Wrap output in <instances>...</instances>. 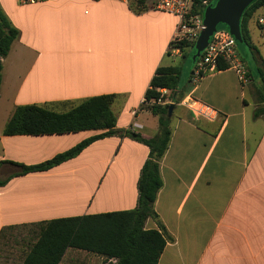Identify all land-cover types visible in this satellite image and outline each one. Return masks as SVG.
Segmentation results:
<instances>
[{
    "label": "crops",
    "instance_id": "obj_1",
    "mask_svg": "<svg viewBox=\"0 0 264 264\" xmlns=\"http://www.w3.org/2000/svg\"><path fill=\"white\" fill-rule=\"evenodd\" d=\"M0 11L19 31L0 59V261L19 254L23 264L52 221L137 207L150 150L123 133L155 137L158 117L140 109L145 93L158 68L181 67L178 87L164 95L174 109L170 145L159 163L158 221L145 226L159 230L160 222L166 230L158 264H264V115L256 116L264 108V47L260 51L256 42L264 7L248 23L256 64L238 47L251 78L244 87L229 69L195 84L186 52L169 49L177 19L155 9L153 0H43L31 6L0 0ZM178 57L184 66L171 65ZM99 96H114L118 133L52 169L19 175L22 169L12 163H45L108 130L7 136L17 107L64 113ZM187 96L218 111L217 119L194 118L180 105ZM13 231L22 237L6 251ZM105 262L68 248L61 264Z\"/></svg>",
    "mask_w": 264,
    "mask_h": 264
},
{
    "label": "trees",
    "instance_id": "obj_2",
    "mask_svg": "<svg viewBox=\"0 0 264 264\" xmlns=\"http://www.w3.org/2000/svg\"><path fill=\"white\" fill-rule=\"evenodd\" d=\"M215 2L216 0L213 5ZM262 7H264V0H256L243 13L241 34L246 43L250 42L248 23L255 12ZM18 37L19 31L11 26L7 17L0 11V59L9 55L11 46ZM194 46L185 42L169 44L170 49H177L181 53L191 47L195 52ZM225 69L226 66L221 64L220 70ZM181 71V67L158 68L145 93V100L140 109L147 110L158 117V132L155 137L146 139L130 130L123 133L125 137L144 144L150 150L138 181L137 207L129 211L52 221L42 229L39 240L26 256L23 264H61L68 248L104 257L105 264L159 263L167 244L166 230L160 222H158L159 230L146 229L145 226L149 219L158 221L154 204L163 186L159 163L166 154L171 141V118L169 116L171 105H158L152 101L165 99L160 90L167 89L173 92L178 87ZM262 80L264 83V76ZM1 83L0 67V88ZM113 101L114 96L92 97L64 113L51 111L38 105L17 107L5 128L4 134L7 136H42L104 129L108 132L87 139L71 150L36 166L27 167L10 163L22 169L19 175L47 171L77 157L93 142L118 133L114 131L117 117L111 109ZM259 115H264V108L256 111V116Z\"/></svg>",
    "mask_w": 264,
    "mask_h": 264
},
{
    "label": "built area",
    "instance_id": "obj_3",
    "mask_svg": "<svg viewBox=\"0 0 264 264\" xmlns=\"http://www.w3.org/2000/svg\"><path fill=\"white\" fill-rule=\"evenodd\" d=\"M22 6L37 5L43 0H14ZM123 4H129L130 0H113ZM214 0H153L154 8L169 14L177 19L175 35L171 43L185 42L188 45H195L200 33L204 29L203 18L206 8L213 5ZM260 24H264L261 19ZM239 43L228 30H217L211 37L207 48L197 59L192 71L191 80L197 84L203 76L215 73L224 64L226 69L232 70L238 77L241 86L250 83V76L245 61L240 55ZM170 49V47H169ZM171 51H179L170 49ZM162 96L168 94V90H160ZM158 105H170L171 101L160 98L152 101ZM180 105L186 107L194 118L208 122L215 121L218 111L209 107L204 102L189 96L181 100Z\"/></svg>",
    "mask_w": 264,
    "mask_h": 264
},
{
    "label": "water",
    "instance_id": "obj_4",
    "mask_svg": "<svg viewBox=\"0 0 264 264\" xmlns=\"http://www.w3.org/2000/svg\"><path fill=\"white\" fill-rule=\"evenodd\" d=\"M256 0H216L215 4L206 8L203 18L204 29L194 46L193 64L196 63L207 48L211 37L217 32L219 25L227 27L230 34L241 44V19L245 9ZM174 105L169 108V116H172Z\"/></svg>",
    "mask_w": 264,
    "mask_h": 264
},
{
    "label": "rangeland",
    "instance_id": "obj_5",
    "mask_svg": "<svg viewBox=\"0 0 264 264\" xmlns=\"http://www.w3.org/2000/svg\"><path fill=\"white\" fill-rule=\"evenodd\" d=\"M262 20L264 21V16H262ZM219 30H228L227 29V27L226 26H224V25H219L218 26V31ZM257 47H258V49L260 50V51H263V47H264V26H263V30L261 31V32H258L257 31ZM242 39H243V37H242ZM241 46H243L247 51H248V54H249V59H250V61H251V63L252 64H256V61H255V59H257V56H256V54H253L252 53V51H251V43L249 42V43H246L244 40H243V42L240 44ZM184 52H186L185 53V57H186V61H188L187 62V67L186 68H188L190 65H192L193 64V62H191V60H192V57H193V55H194V52L192 51V49L190 48H186L185 49V51ZM14 53H15V51H14ZM15 55V54H14ZM13 55V56H14ZM170 63H171V65H173V66H184V59H182V58H180V57H178V58H175V59H170ZM1 67V66H0ZM5 119V117H4V115H2V117H0V121H3ZM22 237V234L20 233V232H17V231H13L11 234H10V238H9V246H8V248L7 249H4V250H9V248L10 247H13V245H15V244H17L19 241V239ZM11 249V248H10ZM0 256H2L1 254H0ZM5 256H3V258H4ZM23 258H24V256L23 255H19V254H16V257H13L12 259H10V261L11 262H4V261H0V264H7V263H10V264H22V262H23Z\"/></svg>",
    "mask_w": 264,
    "mask_h": 264
}]
</instances>
